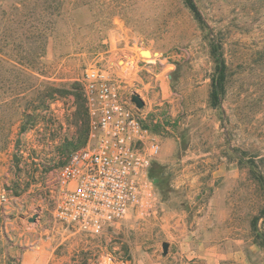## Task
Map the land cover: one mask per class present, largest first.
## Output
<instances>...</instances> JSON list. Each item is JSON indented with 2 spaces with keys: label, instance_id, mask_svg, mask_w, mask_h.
<instances>
[{
  "label": "rangeland",
  "instance_id": "obj_1",
  "mask_svg": "<svg viewBox=\"0 0 264 264\" xmlns=\"http://www.w3.org/2000/svg\"><path fill=\"white\" fill-rule=\"evenodd\" d=\"M193 1L204 25L184 0H0V264H168L173 223L181 215L193 230L204 213L226 231V251L264 264V0ZM222 59L225 95L213 106ZM93 67L144 94L156 121L158 215L128 214L98 237L46 213L29 225L47 175L81 147L71 84L82 93ZM48 87L71 94L22 115Z\"/></svg>",
  "mask_w": 264,
  "mask_h": 264
},
{
  "label": "built area",
  "instance_id": "obj_2",
  "mask_svg": "<svg viewBox=\"0 0 264 264\" xmlns=\"http://www.w3.org/2000/svg\"><path fill=\"white\" fill-rule=\"evenodd\" d=\"M88 119L85 145L71 151L56 171L43 183L42 206L25 216L34 225L43 213L49 221L77 227L98 237L128 214L138 217L158 215V192L149 171L159 150L156 121L147 119L131 100L140 91L127 92L121 81L98 67L88 69L81 81ZM1 200L8 198L1 194ZM9 215V214H8ZM4 231L14 237V228ZM12 215V214H10Z\"/></svg>",
  "mask_w": 264,
  "mask_h": 264
},
{
  "label": "crops",
  "instance_id": "obj_3",
  "mask_svg": "<svg viewBox=\"0 0 264 264\" xmlns=\"http://www.w3.org/2000/svg\"><path fill=\"white\" fill-rule=\"evenodd\" d=\"M209 220L212 221V215L208 213L196 216L197 226L188 230L183 216L180 215L179 221L173 223L177 227L173 236L177 249L169 253L168 264H226L225 261L229 259H241L240 264H243L245 258L241 257L240 252L226 251L229 240L226 231L216 227L218 220Z\"/></svg>",
  "mask_w": 264,
  "mask_h": 264
},
{
  "label": "trees",
  "instance_id": "obj_4",
  "mask_svg": "<svg viewBox=\"0 0 264 264\" xmlns=\"http://www.w3.org/2000/svg\"><path fill=\"white\" fill-rule=\"evenodd\" d=\"M184 4L186 7L192 12L194 18L200 23L204 25V21L202 19V15L194 3L193 0H184ZM218 49H222V43L217 44ZM213 52H216V46L213 47ZM221 64V72L217 79L214 80L213 83V90L210 95V100L213 106H218L221 99L225 95V81H226V63L224 59L220 61ZM72 89L74 90V97H75V102H74V108L76 109L74 112H72L71 116L74 119V126L77 127V131L74 134V136H77V143L82 147L85 145L86 138H87V133H88V119H87V114L84 106V100L82 97V93H79V88H77L76 83L71 84ZM71 94L69 92L59 90L53 87H48L44 91H40V96L36 100V104L33 102L27 103L26 105H23V108L21 110L22 115H28L30 116V112H34L36 110H42L46 111L49 109V102L50 100H54V97H59L62 98L65 95ZM51 123H47L46 125H51ZM155 131V129H154ZM156 132V131H155ZM73 136V135H72ZM65 147L71 146L70 142H67ZM150 177L154 180L153 172L149 171ZM259 180L261 181V178L259 177ZM156 184V183H155Z\"/></svg>",
  "mask_w": 264,
  "mask_h": 264
},
{
  "label": "water",
  "instance_id": "obj_5",
  "mask_svg": "<svg viewBox=\"0 0 264 264\" xmlns=\"http://www.w3.org/2000/svg\"><path fill=\"white\" fill-rule=\"evenodd\" d=\"M142 53L148 55L150 52H149V50H144V51H142ZM215 53L218 56V53H219L218 46L216 47ZM220 72H221V64H220V68L218 71V76H219ZM131 100L137 109H142L145 105L144 101L141 99V97L137 93L132 94ZM35 220H36V216L31 218V222H35ZM161 248H162V255L165 256L168 253L169 244L167 242H163L161 244Z\"/></svg>",
  "mask_w": 264,
  "mask_h": 264
},
{
  "label": "bare ground",
  "instance_id": "obj_6",
  "mask_svg": "<svg viewBox=\"0 0 264 264\" xmlns=\"http://www.w3.org/2000/svg\"><path fill=\"white\" fill-rule=\"evenodd\" d=\"M150 53L147 55L148 60L146 61V63H151L153 61L154 55L151 51H149ZM119 64H124L123 62H119Z\"/></svg>",
  "mask_w": 264,
  "mask_h": 264
}]
</instances>
